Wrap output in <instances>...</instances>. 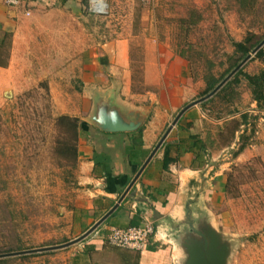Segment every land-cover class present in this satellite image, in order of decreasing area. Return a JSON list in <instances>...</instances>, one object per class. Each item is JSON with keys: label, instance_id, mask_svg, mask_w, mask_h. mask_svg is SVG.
<instances>
[{"label": "rangeland", "instance_id": "rangeland-1", "mask_svg": "<svg viewBox=\"0 0 264 264\" xmlns=\"http://www.w3.org/2000/svg\"><path fill=\"white\" fill-rule=\"evenodd\" d=\"M69 1L76 49L129 41L134 92H166L163 103L169 113L165 112L167 120L159 129L158 143L182 109L205 97L207 76L222 80L234 71L227 74L234 44L249 33L264 37V0H99L103 14L93 12L95 0ZM209 62L214 66L211 69ZM39 65L30 73V89L16 86L0 93V256L66 245L83 232L82 224L88 221L86 213L76 207L83 189L78 163L74 166L58 157V117L47 81L37 82L58 65ZM262 69L263 63L254 55L243 71L256 75ZM160 79L162 85H149ZM239 80L226 98L216 97L190 109L176 136L184 149L193 147L191 136L206 147L195 152L196 158L202 157L196 164L203 180L191 218L216 233L221 248L226 249L225 264H264V106L254 102L245 78ZM243 114L248 119L229 145L234 122H242ZM243 144L246 149L238 153ZM187 230L181 226V247ZM108 232L98 233L109 248L97 260L101 264H112L118 251L141 254L110 247ZM7 259H15L10 264L70 261L67 249ZM185 260L181 251L178 264Z\"/></svg>", "mask_w": 264, "mask_h": 264}, {"label": "crops", "instance_id": "crops-1", "mask_svg": "<svg viewBox=\"0 0 264 264\" xmlns=\"http://www.w3.org/2000/svg\"><path fill=\"white\" fill-rule=\"evenodd\" d=\"M69 4V0H23L19 7L13 8L0 0V47L9 36L2 50V60L8 65L0 67V93H8L16 86L25 91L30 89L33 85L30 73L40 68L37 64L58 65L45 71L37 82L47 81L56 117L69 116L81 123L78 178L83 189L76 207L86 213L88 221L82 224L83 232L75 241L119 202L158 144V132L167 120L165 112L169 113L166 110L169 107L165 108L163 103L166 95L163 90L134 92L129 41L98 43L93 50L88 45L85 50L76 49ZM176 63L185 67L180 59ZM161 83L162 79L149 85ZM104 111L109 116L117 112L125 123L138 124L139 128L129 133L105 131L96 122ZM179 127L180 122L117 211L97 229L96 236L93 234L66 248L68 264H101L97 260L104 258L109 248L98 235L100 231L136 227L146 220L155 223L157 239L140 255L118 251L120 255L111 263H179L182 250L177 236L187 218V205L191 209L196 206V192L203 180L195 152L184 149L176 136ZM140 130H143L141 136ZM166 150L169 159L174 161L168 169L165 168Z\"/></svg>", "mask_w": 264, "mask_h": 264}, {"label": "water", "instance_id": "water-1", "mask_svg": "<svg viewBox=\"0 0 264 264\" xmlns=\"http://www.w3.org/2000/svg\"><path fill=\"white\" fill-rule=\"evenodd\" d=\"M263 48H264V40L243 62H241V64L213 92H211L209 95L205 96L204 98L189 104L180 111V113L177 115L176 119L174 120L173 124L169 127L165 135L162 137L161 141L155 147L154 151L146 160V162L138 172L137 176L133 180V182L130 184L128 189L120 198L119 202L106 216H104L85 235L63 246L1 255L0 259H7V258L35 254V253L66 249L72 245L78 244L84 241L85 239L89 238L109 217H111L117 211L120 204H122V202L125 200L127 195L130 193V191L136 184L139 177L146 169V167L150 164V162L154 159V157L157 155L159 150L163 147L167 138L174 130V128L178 125V123L181 121L183 116L193 107L201 105L202 103L207 102L208 100L213 98L240 70L244 68V66L252 59V57L256 55ZM96 122L102 126L103 130L113 133L135 132L139 128L138 124L125 123L117 112H114L109 116L104 111L101 113L100 117L96 119ZM186 209H187V218L183 226L188 227V230L185 233V237L183 238L182 247L180 246L182 248V251L186 254V260L184 264H225L226 249L225 247L221 248V244L220 241L218 240V236L216 235V233L210 228H205L204 230L202 227H200L202 222L199 220L195 221L191 218L192 209L190 208L189 205H187ZM177 237L180 240V236Z\"/></svg>", "mask_w": 264, "mask_h": 264}, {"label": "trees", "instance_id": "trees-1", "mask_svg": "<svg viewBox=\"0 0 264 264\" xmlns=\"http://www.w3.org/2000/svg\"><path fill=\"white\" fill-rule=\"evenodd\" d=\"M192 24H195V22H192ZM264 40V37L259 36L254 33H249L246 38L242 42H238L234 44L235 47V55L230 60V69L227 72V74H230L233 70H235L241 62H243ZM9 42V36H6L4 39V45L0 47V67H7L8 62H4L2 60L3 52L2 50ZM9 49H11V44L7 48V54L9 56ZM7 56V58H8ZM180 57L185 58L184 54H182ZM256 58L259 59L263 63V69L256 75H248L245 74L243 69L240 70L233 79L228 82L213 98L208 100L207 102L202 103L201 105H205L216 97L225 96L227 91L230 89V87L233 85V83H239V78L243 76L245 80L247 81L249 88L252 93V97L255 103L259 107L264 106V48L260 50L256 54ZM213 63L209 62L208 69L213 68ZM207 83V90L204 96L209 95L211 92H213L222 82L225 80L224 78L218 79L213 75H209L206 78ZM227 95L224 97L226 98ZM229 99V102H231V99ZM248 119V116L246 114L242 115V122H234L233 128L231 129V136L229 145L232 144V142L236 139V136L239 132H242L241 128L245 125L246 121ZM56 125L58 128L59 136L61 137L58 140V147L56 150V153L58 157L62 158L65 161L74 163V166L78 163V142H79V132L81 128L80 120L77 118H72L69 116H60L56 120ZM242 134L241 137H244L245 131ZM138 134L141 136L143 134V130H140ZM190 140L194 142L193 147H190L187 149V151L190 152H196L197 149L206 150L205 144L202 140H200L197 136H191ZM228 145V146H229ZM246 149V145L243 144L240 147V150L238 153H242ZM238 155V154H237ZM202 159L201 156L197 155L196 159ZM174 161L169 159L168 151L166 150L165 154V168L168 169L169 165L173 163ZM14 214V212H11ZM12 260L15 259H1L0 264H10Z\"/></svg>", "mask_w": 264, "mask_h": 264}, {"label": "built area", "instance_id": "built-area-1", "mask_svg": "<svg viewBox=\"0 0 264 264\" xmlns=\"http://www.w3.org/2000/svg\"><path fill=\"white\" fill-rule=\"evenodd\" d=\"M5 2L9 7L17 8L22 4L23 0H5ZM104 9L99 0L93 2L92 10L95 14L105 13ZM157 236L158 230L155 223L146 220L143 225L136 227L127 229L112 228L107 235V243L113 248L143 253L157 239Z\"/></svg>", "mask_w": 264, "mask_h": 264}, {"label": "bare ground", "instance_id": "bare-ground-1", "mask_svg": "<svg viewBox=\"0 0 264 264\" xmlns=\"http://www.w3.org/2000/svg\"><path fill=\"white\" fill-rule=\"evenodd\" d=\"M102 7H104V6H102ZM103 9V8H102Z\"/></svg>", "mask_w": 264, "mask_h": 264}]
</instances>
